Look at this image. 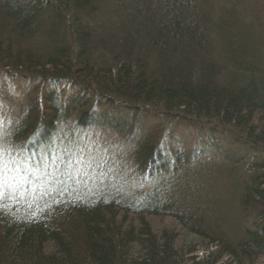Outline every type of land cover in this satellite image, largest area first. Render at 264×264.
Returning <instances> with one entry per match:
<instances>
[{
	"label": "trees",
	"instance_id": "trees-1",
	"mask_svg": "<svg viewBox=\"0 0 264 264\" xmlns=\"http://www.w3.org/2000/svg\"><path fill=\"white\" fill-rule=\"evenodd\" d=\"M212 1L0 0V69L39 87L11 121L13 138L31 150L59 121L84 130L101 122L135 163L132 192L0 196V264H260L264 72L245 65V46L220 37V48L210 36ZM215 44L224 65L210 59ZM148 111L231 139L238 151L211 143L230 163L218 169L227 175L219 188L234 202L189 190L194 152L171 147L164 123L142 119ZM179 187L186 190L174 198ZM192 242L215 250L184 257Z\"/></svg>",
	"mask_w": 264,
	"mask_h": 264
},
{
	"label": "rangeland",
	"instance_id": "rangeland-1",
	"mask_svg": "<svg viewBox=\"0 0 264 264\" xmlns=\"http://www.w3.org/2000/svg\"><path fill=\"white\" fill-rule=\"evenodd\" d=\"M200 1L206 5L210 0ZM212 3L211 17L208 16L210 36L214 32L211 37H215L218 44L221 39L227 38L224 44L235 50L236 45L245 46V65L264 72V0H213ZM205 12L206 10L204 14ZM216 31L219 32L218 37ZM218 44L210 48L208 54L212 55L210 59L213 63L220 66L224 65L219 60L223 54H214L219 49ZM38 91L39 87L35 82L11 77L0 69V196L30 200L45 197L57 188L101 196L132 192L134 186L127 178L133 173L134 160L128 148L122 145L120 137L104 128L101 122L84 130L76 128L71 119L59 121L49 132L46 144L37 145L31 150L22 148V143L16 137L13 138L9 127L12 120L20 117L28 99ZM123 115H132V111H126ZM142 119L149 123H164L173 133L171 147L194 152V162L198 164L197 167H190L198 172V176L190 174L187 182L189 190H197L200 195L206 190L213 196L224 197L228 203L234 202V194H223L219 188L224 184L227 175L224 174V179L219 178L218 169L220 165L228 167L230 163L223 161L220 150H215L211 143L217 142L221 149L227 151H238L239 148L232 144L230 138L218 134L211 137L205 131L168 124L156 111H148ZM255 155L257 158L262 157L260 153ZM227 174L231 175L229 172ZM171 175L179 178L180 173ZM211 181L215 183L213 190ZM165 182L166 179L162 184ZM184 190L186 189L179 187L170 189V193L177 198L182 196L180 194ZM187 250L191 252L184 257L200 260L212 253L215 246L207 242H192ZM211 255L214 256L215 253ZM213 256L209 260L213 261ZM230 263L232 262H228L226 258L216 262ZM260 264H264V259H261Z\"/></svg>",
	"mask_w": 264,
	"mask_h": 264
}]
</instances>
